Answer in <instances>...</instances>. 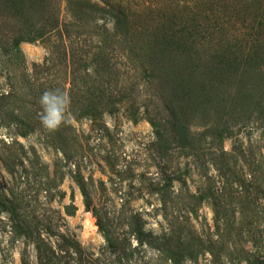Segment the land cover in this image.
<instances>
[{
	"label": "rangeland",
	"instance_id": "1",
	"mask_svg": "<svg viewBox=\"0 0 264 264\" xmlns=\"http://www.w3.org/2000/svg\"><path fill=\"white\" fill-rule=\"evenodd\" d=\"M47 31L0 44V264H264V0H0L8 47Z\"/></svg>",
	"mask_w": 264,
	"mask_h": 264
},
{
	"label": "trees",
	"instance_id": "2",
	"mask_svg": "<svg viewBox=\"0 0 264 264\" xmlns=\"http://www.w3.org/2000/svg\"><path fill=\"white\" fill-rule=\"evenodd\" d=\"M101 11V13L104 14H108L112 17H116L118 22H116V27H122L124 28L125 32H128V25L126 22V18L124 17V15L122 13H120L119 11L116 10L115 6L110 4L108 7H98V9L96 11ZM217 9H215L214 7H212L210 9V11H215ZM220 12L218 11V14ZM199 14V13H198ZM200 15V14H199ZM199 15H192V14H187L186 16L182 17V16H178V15H174L172 14L171 17V25L167 28L166 32H169L171 34V37L174 38H179L183 41H185L186 38L190 39V38H194L196 36H205L207 32H209L208 29H211L213 26H207V23L203 22V18L205 19L206 22H208V16L207 14L204 17H200ZM217 20L220 19L219 17L216 18ZM215 19V20H216ZM44 24H42L40 26V28H44ZM39 28V29H40ZM53 29H56V26L53 27ZM52 28L49 29V32L51 30H53ZM41 31V29H40ZM28 34H30L31 32L28 31ZM48 34L47 32L41 33L39 35H31V37H24L23 35H18L16 37L11 38V42H10V46L8 47V43L4 42L1 37H0V44L2 49H6L7 51H10V49L13 51V54L18 56L21 53V49H20V42L21 41H25V40H36L38 38H45ZM68 37H70L68 35ZM226 47H224V49L222 50V48L220 49V51L218 53H220L215 60L218 61L217 65H225L226 62H231V60H229V58L227 57H231L232 59L238 56V52L235 48V46L233 45H228L227 43L225 44ZM217 69L218 74H221V70L220 66H216L215 67ZM153 126L156 129V137L158 138V141H160V143L163 145L166 143V140L168 139L165 135V132L163 131L162 126L157 123H153Z\"/></svg>",
	"mask_w": 264,
	"mask_h": 264
},
{
	"label": "clouds",
	"instance_id": "3",
	"mask_svg": "<svg viewBox=\"0 0 264 264\" xmlns=\"http://www.w3.org/2000/svg\"><path fill=\"white\" fill-rule=\"evenodd\" d=\"M69 103L67 95L58 90H45L40 98L42 112L40 124L48 131H55L61 122L64 121L65 109Z\"/></svg>",
	"mask_w": 264,
	"mask_h": 264
}]
</instances>
